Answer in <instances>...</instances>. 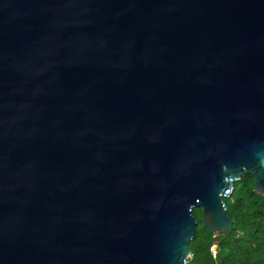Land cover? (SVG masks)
Returning <instances> with one entry per match:
<instances>
[{"label":"water","instance_id":"1","mask_svg":"<svg viewBox=\"0 0 264 264\" xmlns=\"http://www.w3.org/2000/svg\"><path fill=\"white\" fill-rule=\"evenodd\" d=\"M264 196V0H0V264H187Z\"/></svg>","mask_w":264,"mask_h":264},{"label":"trees","instance_id":"2","mask_svg":"<svg viewBox=\"0 0 264 264\" xmlns=\"http://www.w3.org/2000/svg\"><path fill=\"white\" fill-rule=\"evenodd\" d=\"M253 178L244 174L230 197L223 198L232 226L216 235L201 222V209L192 210L197 220L194 237L187 243V264H264V196L253 190Z\"/></svg>","mask_w":264,"mask_h":264},{"label":"rangeland","instance_id":"3","mask_svg":"<svg viewBox=\"0 0 264 264\" xmlns=\"http://www.w3.org/2000/svg\"><path fill=\"white\" fill-rule=\"evenodd\" d=\"M211 251H212L213 254H215V252H216V244L212 245Z\"/></svg>","mask_w":264,"mask_h":264}]
</instances>
